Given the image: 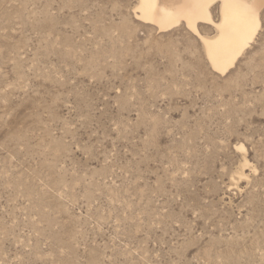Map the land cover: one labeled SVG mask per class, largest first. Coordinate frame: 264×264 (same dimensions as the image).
Listing matches in <instances>:
<instances>
[{"label":"rangeland","instance_id":"374dc122","mask_svg":"<svg viewBox=\"0 0 264 264\" xmlns=\"http://www.w3.org/2000/svg\"><path fill=\"white\" fill-rule=\"evenodd\" d=\"M135 4L0 0V264H264V7L218 74Z\"/></svg>","mask_w":264,"mask_h":264},{"label":"bare ground","instance_id":"6f19581e","mask_svg":"<svg viewBox=\"0 0 264 264\" xmlns=\"http://www.w3.org/2000/svg\"><path fill=\"white\" fill-rule=\"evenodd\" d=\"M217 4L218 20L211 17ZM264 0H136L134 18L157 32L184 25L202 44L212 71L224 74L253 43L260 29V12ZM199 24L212 27L211 37L202 35ZM238 150H244L238 146ZM244 177L243 167L238 172Z\"/></svg>","mask_w":264,"mask_h":264},{"label":"snow or ice","instance_id":"6c2138e0","mask_svg":"<svg viewBox=\"0 0 264 264\" xmlns=\"http://www.w3.org/2000/svg\"><path fill=\"white\" fill-rule=\"evenodd\" d=\"M208 2L210 3V0H208Z\"/></svg>","mask_w":264,"mask_h":264}]
</instances>
